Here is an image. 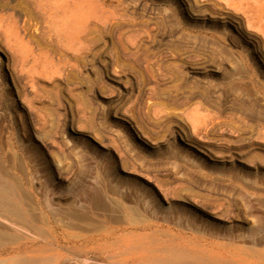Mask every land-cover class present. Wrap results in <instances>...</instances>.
<instances>
[{
	"label": "rangeland",
	"instance_id": "374dc122",
	"mask_svg": "<svg viewBox=\"0 0 264 264\" xmlns=\"http://www.w3.org/2000/svg\"><path fill=\"white\" fill-rule=\"evenodd\" d=\"M1 182L0 264H264V0H0Z\"/></svg>",
	"mask_w": 264,
	"mask_h": 264
},
{
	"label": "bare ground",
	"instance_id": "6f19581e",
	"mask_svg": "<svg viewBox=\"0 0 264 264\" xmlns=\"http://www.w3.org/2000/svg\"><path fill=\"white\" fill-rule=\"evenodd\" d=\"M230 18V17H229ZM233 22H236L237 24H238V28L237 27H235V29L236 30H238V29H241V27H240V24L238 23V20H236V19H233V18H230ZM248 27V26H247ZM2 178V177H1ZM9 181H11V180H9ZM8 181V182H9ZM13 183H15V182H13ZM12 184V183H11ZM14 185V184H13ZM16 185H18L17 183H16ZM6 186V185H5ZM3 184H2V182L0 183V218H3V219H7V221H5V222H10L11 224H12V222H17V220L19 221V222H17L18 223V225H19V223H20V219H23L24 217H23V210H20L19 209V206L17 205V202H15L16 200H13V198H12V196H11V194H10V191L8 190V188L7 187H5ZM13 187V186H12ZM15 189V188H14ZM15 193H16V191H15ZM19 198V197H18ZM24 203V202H23ZM25 212V211H24ZM32 212V211H31ZM32 214V213H31ZM33 215V214H32ZM31 218H32V216H31ZM34 218H36L35 216H34ZM25 219V218H24ZM37 219V218H36ZM36 221V220H35ZM10 223H8V224H10ZM3 224V223H2ZM2 224H0V227H3V225ZM10 224V225H11ZM20 224H22V221H21V223ZM4 225H6V223H4ZM15 225V224H14ZM13 225V226H14ZM18 225L16 224V226L18 227ZM25 225V224H24ZM23 225V226H24ZM28 226V225H27ZM26 226V227H27ZM32 226V225H31ZM20 227V226H19ZM29 227V226H28ZM6 228V227H5ZM13 228V227H12ZM18 229V228H17ZM21 229V228H20ZM23 229H25V227L23 228ZM5 230V229H4ZM0 231H1V229H0ZM2 232H4V231H2ZM19 232V231H18ZM6 233H4V235H5ZM10 234V233H9ZM9 234H8V236H9ZM2 235V233L0 232V237H2L1 236ZM10 235H12V234H10ZM7 235H5V236H3L4 237V239H5V237H6ZM18 236V235H17ZM7 238V237H6ZM12 238H13V236H12ZM16 238V237H15ZM10 239V238H9ZM13 240V239H12ZM16 240V239H15ZM57 243H59V240H57V237H55L54 238V240H52V245L54 246V249H57ZM24 258V257H23ZM22 258V259H23ZM28 258H26V262H28V260H27ZM58 259H59V257H58V255H55V260L54 261H58ZM21 260V259H20ZM30 260H32L33 261V259H30ZM30 260H29V262H30ZM22 261V260H21ZM31 261V262H32ZM34 261H37V260H35L34 259ZM13 262H14V259H13ZM12 262V263H13ZM34 263V262H33ZM39 263H40V261H39ZM5 264V263H4ZM35 264H38V262L37 263H35Z\"/></svg>",
	"mask_w": 264,
	"mask_h": 264
}]
</instances>
